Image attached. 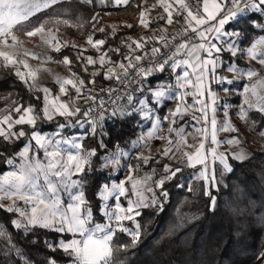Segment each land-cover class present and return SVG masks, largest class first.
<instances>
[{"label": "snow or ice", "instance_id": "snow-or-ice-1", "mask_svg": "<svg viewBox=\"0 0 264 264\" xmlns=\"http://www.w3.org/2000/svg\"><path fill=\"white\" fill-rule=\"evenodd\" d=\"M82 2L96 4V0ZM61 3L62 0H0V69L10 71L16 81L33 94L32 98L41 101L39 110L31 103L24 104L22 98L0 109V159L6 166L14 167L15 157L20 160L16 170L0 174V211L10 214L8 221H0V264H21V261L33 264L13 231L19 236H27L37 229L59 234L56 241L45 239L42 243L50 252L63 253L68 258L67 264H131L127 257L118 258L117 253H131L138 246L142 227L137 218L143 216L144 210L163 209L169 196L165 185L183 172L180 165L193 169L200 166L194 179L202 181L203 193L209 197V207L214 210L216 198L211 189L218 185L217 165L221 166L220 175L223 176L233 171L230 160L243 163L250 158L243 148L231 151L243 140L229 116L231 105L228 100L220 104L218 92H224L226 97L236 94L226 85L247 79L239 92L243 101L238 105L237 115L246 127L264 138V75L256 68H241L236 63L237 59L246 56L264 66V35L244 48L241 44L246 37L245 31L235 27L244 21L264 31V0H155L151 5L147 0H140L137 5L140 26L148 29L157 21H164L167 26L179 25L177 31L169 35L167 27L157 26L152 29L151 37H124L121 45L126 51L122 52L121 47L109 48L95 59L92 55L85 56L87 49L82 46L61 43L57 37L59 27L55 31L47 27L51 18L40 20L28 29L32 17ZM99 3L127 7L130 0H99ZM153 9L161 11L156 17L146 15ZM93 12L92 28L96 31L99 13L94 7ZM54 23L83 27L59 17ZM125 26L133 27L131 24ZM98 31L104 33L105 28L100 27ZM18 32H23L29 42L38 38L55 53L68 47L77 49L74 60L65 55L62 60L55 61L70 73L67 77L55 75L59 95L53 96L51 89L37 83L39 73L49 70L30 64L29 57L41 60V55L25 48V39ZM111 36L115 38V30ZM106 42V39H94L92 34L86 38V44L97 52L102 51ZM108 52L121 58L113 60ZM225 53L230 58L227 61L222 58ZM181 55L186 58L177 59ZM51 60L53 57L47 55L41 63ZM89 66L93 71L89 72ZM182 66V74L177 73ZM75 67L85 75L74 71ZM221 67L233 73L231 79L217 73ZM166 70H170L175 83L150 79ZM97 76L113 83L98 89ZM213 83L219 86L218 89L212 88ZM62 95L68 99L61 100ZM189 95L193 97L191 105L186 101ZM205 96L210 103L203 99ZM168 101H174V106L166 108ZM190 109L192 124L185 121ZM218 110L223 112L221 122L216 118ZM57 117H62L65 122L57 125L61 131L55 136L43 135L36 129L38 122H52ZM126 120L135 122L141 129L130 141L131 148L139 149L137 153L125 150L119 141L109 149L111 132L108 125ZM145 124L149 127L145 128ZM77 126L84 130L79 136L55 138L61 136L62 130ZM189 127L194 131H188ZM219 132L237 135L221 140L218 139ZM88 138L95 142V147L84 146L83 141ZM153 140L166 141V146L158 149L155 155L150 149ZM19 144L22 147L9 154V148L15 149ZM61 144L75 149V153L61 149ZM220 145L229 147L221 152L218 150ZM40 149L46 164L38 158ZM145 150L148 155L144 154ZM93 158L102 161L101 167L109 169V175L118 169H126L125 179L105 183L99 192L102 202L99 211L106 218L104 222H96L84 192L86 177L93 171ZM161 158L173 161L176 166L161 164ZM133 159L135 163L131 162ZM145 168L149 171L141 176ZM129 184L130 188L127 187ZM176 186L184 185L178 183ZM61 191L72 201L66 207L62 206ZM187 191L194 189L189 185ZM110 197H114V208L108 203ZM121 197L126 198V207L120 203ZM6 200L11 202L5 204ZM125 221H131L133 226H126ZM118 233L127 236L128 240L117 242ZM256 259L264 260V251H260ZM46 264L59 262L51 256Z\"/></svg>", "mask_w": 264, "mask_h": 264}, {"label": "trees", "instance_id": "trees-1", "mask_svg": "<svg viewBox=\"0 0 264 264\" xmlns=\"http://www.w3.org/2000/svg\"><path fill=\"white\" fill-rule=\"evenodd\" d=\"M140 0H132L127 7H102L86 5L82 0H64L60 5L53 9L46 10L31 19L28 27L35 26L40 20L49 19L47 27H52L65 35L74 39H86L92 34L94 39H106L102 51L109 48L121 47V40L127 37L128 31H115L116 36L112 38L113 30L104 27L105 32L93 31L91 16L95 12L99 13L98 22L104 16H112L118 19L128 18L137 21L140 9L137 5ZM110 13V14H108ZM68 19L73 25L82 24L83 27L56 25L54 19ZM237 28H243L246 34L244 43L241 47H248L264 31L250 26V23L242 21L235 25ZM179 25H175L174 32ZM77 49L72 47L64 48L60 53L52 52L54 60L59 61L67 55L70 59H75ZM86 52L84 54H88ZM113 60L120 59L114 52H108ZM228 55V54H226ZM183 55L177 57L182 58ZM240 65L246 66L247 62L242 58L237 59ZM74 71L85 74L79 67ZM93 67L89 66V72ZM87 78V77H85ZM162 80L167 82L174 81V76L170 70L159 73L152 80ZM97 82H102L108 87L111 82L104 81L101 76L96 77ZM242 85L243 82L236 85ZM74 93V92H73ZM41 97L43 93H39ZM11 96L14 99H21L24 104L31 103L39 108L41 101L32 98L26 87L16 81L15 76L10 71L0 69V98ZM174 101H168L166 108L173 107ZM164 113H161L163 115ZM62 117L54 119L52 122L40 121L36 129L40 132L57 131V125L64 123ZM242 131L249 141L256 140L249 128L244 123L239 124ZM111 132L112 145L119 141L122 147H128L130 141L136 138L141 131L135 126L133 121H117L115 125L109 124ZM260 127L257 123V129ZM86 147H95V142L88 138L84 140ZM22 144L15 149L9 148L8 152L19 150ZM102 152V151H101ZM231 161L233 171L223 177V182L217 188L211 189L212 195L216 198L215 209L209 207V197L205 196L203 189L199 191H187L192 181L194 169L184 167L178 177L168 183L165 188L169 196L164 201L163 209L144 210L143 216L138 217L142 227V237L138 246L131 253H117V257H127L131 264H253L260 251H264V151L253 150L250 158L243 163ZM101 160L93 158V171L86 177L84 188L85 195L93 208L94 219H102L99 211L100 198L99 190L102 183L108 179L107 171L101 170ZM9 170L2 159H0V174ZM183 184V187H177V184ZM10 214L0 211V221L6 222ZM14 237L19 241L26 251L33 264H46L48 257L55 256L58 262L67 263V257L61 252H50L43 241H56L59 238L58 233L46 230H35L34 234L19 236L17 231H13ZM67 238V237H66ZM127 241L128 237L122 233L117 234V242ZM21 264L23 262L21 261Z\"/></svg>", "mask_w": 264, "mask_h": 264}, {"label": "rangeland", "instance_id": "rangeland-1", "mask_svg": "<svg viewBox=\"0 0 264 264\" xmlns=\"http://www.w3.org/2000/svg\"><path fill=\"white\" fill-rule=\"evenodd\" d=\"M62 1H64V0H62ZM131 1L132 0H130V2ZM147 3L149 5H151V4L155 3V0H147ZM95 6H97L98 8L114 7L111 4H109L108 6L102 5V4L99 3V0H96ZM160 11H161L160 9H153V10L150 11V13H146V15H150L151 17H156L160 13ZM100 21L101 22H99L96 25V29H97L96 32H99L98 29L100 27H109V28H111L112 30H115V31H119V30L128 31V32H130L128 34V36H131L133 39H137L139 37H151V36H153L154 33H153L152 29L156 28L157 26L167 27L168 33H169V35H171V34L175 33L174 32V30H175L174 28H175V25H176V24H173L172 26H167V25H165L164 21H157L156 24H152V25H150V27L148 29H145L144 27L139 25V18L137 19V21H132V20H130L128 18L118 19V18L109 16V15L100 18ZM126 24H131V25H133V27L132 28H128V27L125 26ZM48 28H51L53 31H55V29H53L52 27H48ZM28 29H31V27H28ZM18 35H20L22 39H25V44H24L25 48L31 49L32 51L40 53V55H41V60H33V59H31L29 57L28 59H29L30 64L34 68L35 67H42V68H46V69L49 70V71H41L39 73V78H38L37 83L41 87H48L49 89H51V92H52L53 96L59 95V91H58L59 86L54 82L55 81V75L58 74V75H60L62 77L70 76V73L68 72L67 68L65 66L61 65V64L56 63L55 62L56 60H54V58L51 61H46V62L41 63V61H43L44 58L47 55H51V53L53 51H51V49L48 48L46 45L40 43L38 38H33V41L29 42L28 39L23 36V32H18ZM57 37L61 41V43L69 42V44H75L77 46H82L83 48H86L87 49L86 52H89V53L85 54V56L92 55L94 59L97 58L99 55H101L104 52V51L97 52L94 49H92L91 46L86 44V39H74V38L69 37L68 35H65V34L61 33L60 31L57 33ZM37 44H39L38 47H37ZM226 54L227 53L223 54V56H222V58L225 61L230 59L229 56L226 55ZM201 55L203 56L204 54L201 53ZM184 58H186V57H183L182 59H184ZM241 58H242V60H245L247 62V65L246 66H242L236 60V63L238 64L239 67L245 68L247 66H251L253 68L258 69L260 71V73L262 75H264V66H261L257 61L248 60V58L246 56L245 57H241ZM177 59H181V58H177ZM97 67H98V65H97ZM188 70L191 71V69H188ZM183 71H184V68L182 66L179 69H177L176 72L179 73V74H182ZM217 73L219 75L227 76L229 79H231L232 76H233V73H230V72L226 71V69L224 67L218 68L217 69ZM167 80L169 81V78ZM168 81H167V83H168ZM241 82H243V84H245L248 81L245 78L244 80L235 81L233 85H226L227 87L232 88V89L235 90V92H236L235 95H230V96L226 97L225 93L222 92V91L218 92V95L221 98L220 99V104L221 105L223 104L225 99H227L229 104L231 105V107L229 109V116L231 118L232 123L235 124L237 128H239V130H240L239 131V136L243 140V143L241 145H239L238 147H232L231 151L232 152H236V151H239L241 148H243L249 154V156H251L253 150H263L264 151V138L260 137L258 135L257 131H254L253 129L249 128V131L253 135L256 136V140L249 141L248 138L245 136V133L242 131V129L239 126L240 123H243V121L239 120L238 115H237V112L239 110L238 109V105L242 104V101H243V97L239 95V92L242 91L243 84L242 85L241 84L240 85H236V84L237 83H241ZM169 83H175V78H174V81H171ZM206 83H207V81H206ZM211 86H212V88L214 90L218 89V87H219L218 85H216L214 83ZM96 87L99 89L100 87H105V86L103 85V83L101 81L100 82L96 81ZM68 88H69L70 92H74V89H71V86H68ZM60 99L61 100H67L68 97L62 95V96H60ZM203 99L207 103H210V100H208L206 96L203 97ZM13 100H16V99H14L11 96H6V97H3V98H0V109H4V108L8 107V105L12 104ZM186 101H187V103L189 105H191L193 103V97L191 95L187 96L186 97ZM80 103L83 104V101L81 100ZM197 107H199V106L197 105ZM191 113H192V110L190 109L189 115H187L185 117V121H187L189 124L194 123V121L192 120ZM196 115H199V113H196ZM211 115H212V113H211V110L209 109V119L211 118ZM216 118H217L218 122L223 121L224 120L223 112L218 110L217 113H216ZM147 127H149V125L145 124V128H147ZM256 127H257V125H256ZM58 131H61V130L57 129V131H54V132H43V133L41 132V133L43 135H47L49 137H53V136H55V134ZM83 131L84 130L82 128H79L78 126L77 127H73V128H66V129L62 130L61 136H56L55 138L56 139H61V138L67 139V138L72 137V136H79L80 134L83 133ZM188 131H194V129L189 127ZM234 135H237V134L219 132L218 133V139L223 140V139L229 138L230 136H234ZM83 143H84V141H83ZM33 144H34V142H33ZM165 146H166V141H163V140H153V141L150 142V149H151V152H152L153 155H155V153L157 152L158 149H161V148H163ZM60 147H61V149H66L67 151H71L73 153H75V151H76L75 149H70L69 146L64 145V144H61ZM228 147L229 146H227V145H220L218 150L223 152V151H226L228 149ZM125 150L129 151L130 153H137L139 151V149L131 148V144L130 143H129L128 147H125ZM188 150L191 151V149H188ZM101 151L103 152V150H101ZM38 152H39V157L38 158L41 160V162L46 164L47 161H46V159H45V157L43 155V150L40 149V150H38ZM102 152H101V154H102ZM144 154L148 155V150H145ZM15 159H16V166L15 167L14 166H9V170L8 171L16 170V168L19 166V163H20L19 157H15ZM65 159H66V155H65ZM131 162L135 163L136 161L133 159ZM101 163H102V161H101ZM164 163H169V164H173V166H176L173 161H171L169 159H166V158H161V164H164ZM230 163H231V161H230ZM180 166L182 168H184V165H180ZM156 167L159 168L158 165ZM199 167L200 166L198 165L197 168L194 169V172L192 173V181H191L190 185L193 187L194 191H199V190L203 189L202 181H198V180L194 179V174L199 169ZM100 168H101V170L107 171V173H108V179L105 180L102 183V185L100 187V190H102V186L105 183H108V184L118 183L120 180H123V179L126 178V169H118L117 171H114V172H112L109 175V169L102 168L101 166H100ZM148 171H149V169L145 168V169H143L141 171L140 175L143 176ZM161 171H162V169H161ZM220 172H221V166L217 165L218 185L223 182V177L226 174H228V173H225L223 176H221ZM74 178H76V177H74ZM156 178H158V176ZM53 179H55V178H53ZM218 185H217V187H218ZM127 187L130 188L131 185L129 184V185H127ZM100 190H99V192H100ZM98 195H99V193H98ZM60 198H61L63 207H66V205L68 203L72 202V201L69 200L68 196L63 191L60 192ZM99 198H100V196H99ZM131 198L132 199H136L135 196H131ZM10 202L11 201H7V200L4 201L5 204H8ZM101 203H100V206H101ZM108 203H109L110 206H112L114 208V204H115L114 197H110ZM120 203L123 206L126 207L127 206L126 198L121 197ZM105 219L106 218L102 217V219H99V220L97 219L96 222H104ZM125 225L128 226V227H132L133 226L131 221H125ZM59 264H67V263L59 262ZM253 264H264V260H258L257 259Z\"/></svg>", "mask_w": 264, "mask_h": 264}, {"label": "built area", "instance_id": "built-area-1", "mask_svg": "<svg viewBox=\"0 0 264 264\" xmlns=\"http://www.w3.org/2000/svg\"><path fill=\"white\" fill-rule=\"evenodd\" d=\"M157 74H159V73H157ZM157 74H156V75H157ZM112 83H113V82H112Z\"/></svg>", "mask_w": 264, "mask_h": 264}, {"label": "crops", "instance_id": "crops-1", "mask_svg": "<svg viewBox=\"0 0 264 264\" xmlns=\"http://www.w3.org/2000/svg\"><path fill=\"white\" fill-rule=\"evenodd\" d=\"M182 58H183V57H182ZM182 58H181V59H182ZM178 69H179V68H178ZM176 71H177V70H176Z\"/></svg>", "mask_w": 264, "mask_h": 264}]
</instances>
